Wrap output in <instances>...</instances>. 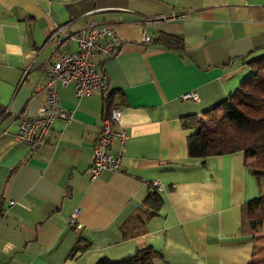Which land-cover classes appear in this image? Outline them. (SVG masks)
Instances as JSON below:
<instances>
[{"label": "crops", "instance_id": "obj_1", "mask_svg": "<svg viewBox=\"0 0 264 264\" xmlns=\"http://www.w3.org/2000/svg\"><path fill=\"white\" fill-rule=\"evenodd\" d=\"M90 24L113 28L121 43L93 58L108 90L77 99L72 85H57L71 122L57 120L35 151L16 143V116L34 118L44 104L42 62L75 48L48 37ZM162 35L180 44L168 49ZM260 53L264 0H0V264L118 263L143 249L160 255L156 264H264V224L255 238L240 233L241 208L264 195V180L242 152L189 158L194 130L184 127L228 99ZM187 92L197 100L182 101ZM113 102L128 135L123 171L91 181ZM120 150L114 139L109 153ZM77 210L81 230L68 225Z\"/></svg>", "mask_w": 264, "mask_h": 264}, {"label": "built area", "instance_id": "obj_2", "mask_svg": "<svg viewBox=\"0 0 264 264\" xmlns=\"http://www.w3.org/2000/svg\"><path fill=\"white\" fill-rule=\"evenodd\" d=\"M101 39H106L104 45L98 44ZM62 40L74 41L75 48L66 54L56 51L55 48L52 53L54 59L42 62L46 81L38 88L45 92L44 104L39 107L34 118L16 116L20 120L13 139L16 143L27 146L31 151H35L46 143L57 120L65 123L72 120L71 111L59 106L57 85H72L77 99L93 93H105L108 90L107 80L93 62V58L96 53H114L121 44L113 28L109 26L97 27L93 24L81 28L75 33L64 32L63 27L56 26L47 41H53L58 46ZM143 42H151L150 37L144 35ZM180 99L196 101L197 96L194 92H187L181 95ZM122 111L121 105L113 102L102 120L92 147V162L89 169L91 181L96 180L103 172L120 173L123 171V148L128 135L120 127ZM114 139H118L121 146L120 153L116 156L109 153ZM151 189L158 192L163 191V187L157 182L151 184ZM77 216L78 210L70 216L68 225L76 230H81L82 227L77 222Z\"/></svg>", "mask_w": 264, "mask_h": 264}, {"label": "trees", "instance_id": "obj_3", "mask_svg": "<svg viewBox=\"0 0 264 264\" xmlns=\"http://www.w3.org/2000/svg\"><path fill=\"white\" fill-rule=\"evenodd\" d=\"M174 38L162 35L159 40L166 48L172 49L180 44ZM246 64L251 74L240 87L228 99L204 112L202 118L189 117L184 127L194 130L187 137L189 158L204 159L242 152L245 166L258 181L264 180V53L250 56ZM151 198L156 207L158 198ZM263 224L264 195H261L242 206L240 233L255 238L261 233ZM156 261H160L157 252L143 249L121 262L111 263L103 259L98 264H156Z\"/></svg>", "mask_w": 264, "mask_h": 264}, {"label": "rangeland", "instance_id": "obj_4", "mask_svg": "<svg viewBox=\"0 0 264 264\" xmlns=\"http://www.w3.org/2000/svg\"><path fill=\"white\" fill-rule=\"evenodd\" d=\"M205 120V119H204ZM248 163H252V160H247Z\"/></svg>", "mask_w": 264, "mask_h": 264}]
</instances>
